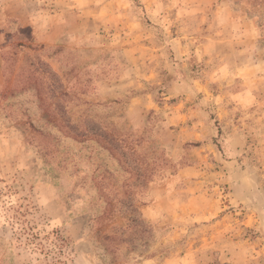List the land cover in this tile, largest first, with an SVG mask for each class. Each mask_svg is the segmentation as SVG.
Returning <instances> with one entry per match:
<instances>
[{
  "label": "rangeland",
  "instance_id": "1",
  "mask_svg": "<svg viewBox=\"0 0 264 264\" xmlns=\"http://www.w3.org/2000/svg\"><path fill=\"white\" fill-rule=\"evenodd\" d=\"M22 2L58 16L0 0V264H264V0Z\"/></svg>",
  "mask_w": 264,
  "mask_h": 264
},
{
  "label": "crops",
  "instance_id": "2",
  "mask_svg": "<svg viewBox=\"0 0 264 264\" xmlns=\"http://www.w3.org/2000/svg\"><path fill=\"white\" fill-rule=\"evenodd\" d=\"M26 9L24 8V3L22 0H4V18L6 17H15L17 18L22 24L24 25H34V29L41 30L42 26L44 28L48 27L50 31L53 30V32L47 33V35H43L41 37V41L45 43H52L55 40L56 35L54 34L55 24H56V17L58 15L55 14V12L48 13L41 15L39 17L40 20L35 22V24H32L34 22H29L26 18ZM40 21V22H39ZM41 22H44L45 24L40 26ZM55 23V24H54ZM4 42H6L4 40Z\"/></svg>",
  "mask_w": 264,
  "mask_h": 264
},
{
  "label": "trees",
  "instance_id": "3",
  "mask_svg": "<svg viewBox=\"0 0 264 264\" xmlns=\"http://www.w3.org/2000/svg\"><path fill=\"white\" fill-rule=\"evenodd\" d=\"M18 44H19V43H18ZM54 122H56L57 124H60V125L63 126V127H66V126H67V124L64 123V122L61 121V120L58 121L57 119H55ZM75 136H80V137H82V136H84V133L78 130V131L75 133ZM134 219H135V218H134ZM135 220H136V219H135ZM105 237H108V236L106 235Z\"/></svg>",
  "mask_w": 264,
  "mask_h": 264
}]
</instances>
